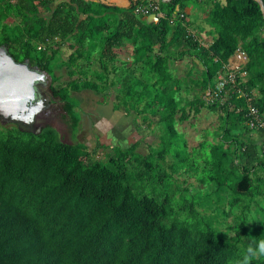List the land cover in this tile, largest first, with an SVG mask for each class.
<instances>
[{
    "label": "trees",
    "instance_id": "trees-1",
    "mask_svg": "<svg viewBox=\"0 0 264 264\" xmlns=\"http://www.w3.org/2000/svg\"><path fill=\"white\" fill-rule=\"evenodd\" d=\"M198 1L160 0L163 15L148 21L135 12L144 0L127 7L0 0V43L17 60L51 74L52 93L64 101L73 129L81 116L72 93L85 88L103 92L106 100L115 86V108L145 120L160 115L157 150L142 154L138 140L113 146L106 159L83 141L64 140L52 125L32 132L0 121V264H239L242 250L264 239L249 234L253 223L246 218L249 206L264 205V127L249 126L247 105L251 96L264 118V13L258 0H203L210 28L200 25V36L211 38L206 46L187 31L194 22L187 8ZM64 43L72 51L63 60L68 78L61 81L54 65ZM239 47L248 58L236 84L248 95L230 83L225 93L207 99L206 89ZM125 52L129 59L120 57ZM185 58L191 65L177 74L173 64ZM195 87L202 95L193 93ZM203 108L219 113L210 166L219 187L230 180L225 222L240 208L229 225L234 234L178 217L170 194L159 199L143 192L147 181L165 184L163 163L176 125ZM133 177L144 183L136 187ZM256 212L252 220L260 225ZM253 264H264V257Z\"/></svg>",
    "mask_w": 264,
    "mask_h": 264
},
{
    "label": "rangeland",
    "instance_id": "rangeland-1",
    "mask_svg": "<svg viewBox=\"0 0 264 264\" xmlns=\"http://www.w3.org/2000/svg\"><path fill=\"white\" fill-rule=\"evenodd\" d=\"M188 7L192 9L193 5ZM190 15L194 17V8ZM198 21L204 22L201 18ZM71 51L72 49L68 44L64 43L61 58L54 65V71L61 75V81L68 78L67 67L63 60L68 58ZM126 53L123 56H126ZM188 61L185 58L178 65L182 68V74H185L191 65V63H187ZM93 66L98 67V63L95 61ZM198 66L201 67V64L199 63ZM46 73L47 83L41 86V92L48 97L49 106L39 115L35 123L37 130H41L45 125H52L59 130L64 140L69 142L83 141L89 148H97L94 154L103 159L108 157L106 152L111 153L113 151V146L125 147L138 140L140 142L137 151L147 155L155 151L160 141L158 126L160 115L158 113L150 115L147 120L141 114L135 118V113L126 112L123 106L120 108L113 107L115 86L110 88L111 93L106 97V100L103 97V92L85 88L72 93L79 100L77 108L81 116L77 130L73 129L70 116L64 108V101L52 93L50 87L52 76L49 72L46 71ZM112 76L113 74H110V78ZM193 93L198 96L202 95V91L197 87L194 88ZM218 118V112L203 108L197 114L191 111V116L188 119L179 121L176 125L177 132L173 134L172 138L174 147L171 148L170 155L163 163L168 171L162 167V171L164 169L167 172L165 184L161 187L160 183L147 181V189L143 192L155 195L159 199L170 194L172 205L178 217L188 218L190 222L200 227L210 225L225 233L234 234L235 229L232 231L229 225L234 224L235 217L233 215L240 208L234 207L233 214L230 213L226 218L227 222H225V216L222 212L223 204L231 198L228 185L230 180L225 178L223 185L219 187L216 180L212 178L216 173L211 171L210 166L213 158L210 145L218 141V139H214L215 133L212 128L218 125ZM138 154L135 152L134 156ZM134 163L136 162L134 161ZM169 163L171 168L168 166ZM134 165L136 167V164ZM130 172L133 175L135 173L131 169ZM239 172L240 169L236 166L235 175ZM220 177L223 178L224 174L221 173ZM200 182L204 184L196 190L195 188L200 186ZM143 183L144 181L135 177L132 178V184L136 187ZM262 206H258V210L249 206L250 209L246 211L247 220L253 223V225L249 224V234L251 235H264V205ZM225 208L228 209V206L226 205ZM213 209L215 213L212 214ZM255 211H257L260 225L252 220ZM221 216L222 218H220ZM245 253L242 250L243 256Z\"/></svg>",
    "mask_w": 264,
    "mask_h": 264
},
{
    "label": "water",
    "instance_id": "water-1",
    "mask_svg": "<svg viewBox=\"0 0 264 264\" xmlns=\"http://www.w3.org/2000/svg\"><path fill=\"white\" fill-rule=\"evenodd\" d=\"M258 2L264 13V1ZM151 16L159 18L157 13ZM46 83L45 70L27 59L17 60L7 45L0 43V121L16 123L23 131L38 132L35 123L49 106L48 97L41 92Z\"/></svg>",
    "mask_w": 264,
    "mask_h": 264
},
{
    "label": "built area",
    "instance_id": "built-area-1",
    "mask_svg": "<svg viewBox=\"0 0 264 264\" xmlns=\"http://www.w3.org/2000/svg\"><path fill=\"white\" fill-rule=\"evenodd\" d=\"M160 0H144V2L137 4L135 12L148 15L151 13H157L159 16L163 15L160 11ZM184 16V13H181ZM172 21V20H171ZM188 34L197 37L203 45H208L210 40H204L198 35V32L194 30L190 25L187 27ZM48 39H46L47 41ZM44 43H39L38 48H41ZM247 53L242 48H237L235 53L229 57L228 61L223 65V71L221 70L217 76V81L214 86L208 87L205 91V97L207 99L222 95L227 91V86L233 83L235 88L239 93L243 95H248L242 86L236 84L237 72L243 67L244 63L247 61ZM248 97V115H249V126L252 128L264 127V118L260 115L258 108L251 102V96Z\"/></svg>",
    "mask_w": 264,
    "mask_h": 264
},
{
    "label": "crops",
    "instance_id": "crops-1",
    "mask_svg": "<svg viewBox=\"0 0 264 264\" xmlns=\"http://www.w3.org/2000/svg\"><path fill=\"white\" fill-rule=\"evenodd\" d=\"M93 1H99V2L106 3V4H110V5H117V6L127 7V6H129L131 4V2L133 0H93ZM202 2H203V0L198 1V3L196 4L197 6L194 7L195 15H194V17H192V19H193L194 22L190 25V27H192L194 30H196L198 32V35L199 36L201 35V33H200L201 26H204L205 29H209L210 28V26L207 25L205 22L198 21V19H200V18L204 21V18L206 16V11L203 10L202 7H201ZM192 9H190L189 7L187 8L188 14H190V12H191ZM148 17L150 18V14L146 15V19L147 20H148ZM150 19H151L150 21H156L157 20V19H154L152 16H151ZM202 37L204 38V40H207V41L208 40H211V38L208 37V36H202ZM125 53L122 54L120 57L123 58V59H129V57H130L129 53L127 52L126 53L127 55L126 56H123V55H125ZM181 61L182 60H176L175 63L173 64V68H174V71L177 74L183 75L182 74V68L180 66H178ZM113 107H114V104H113Z\"/></svg>",
    "mask_w": 264,
    "mask_h": 264
},
{
    "label": "clouds",
    "instance_id": "clouds-1",
    "mask_svg": "<svg viewBox=\"0 0 264 264\" xmlns=\"http://www.w3.org/2000/svg\"><path fill=\"white\" fill-rule=\"evenodd\" d=\"M259 257H264V239H259L255 246L250 244L239 264H253L254 259Z\"/></svg>",
    "mask_w": 264,
    "mask_h": 264
}]
</instances>
